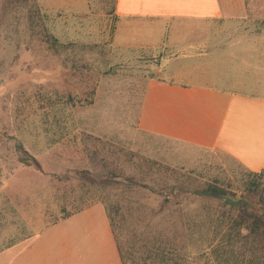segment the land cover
Returning <instances> with one entry per match:
<instances>
[{"label": "crops", "instance_id": "0c3cea01", "mask_svg": "<svg viewBox=\"0 0 264 264\" xmlns=\"http://www.w3.org/2000/svg\"><path fill=\"white\" fill-rule=\"evenodd\" d=\"M35 1L59 42L104 47L120 64L76 109L92 116L81 129L145 135L168 162L219 152L264 169V0ZM22 171L0 183V264H123L102 202L34 228L36 202L12 184Z\"/></svg>", "mask_w": 264, "mask_h": 264}, {"label": "rangeland", "instance_id": "374dc122", "mask_svg": "<svg viewBox=\"0 0 264 264\" xmlns=\"http://www.w3.org/2000/svg\"><path fill=\"white\" fill-rule=\"evenodd\" d=\"M30 8L38 10L34 0H0V183L7 170L23 169L12 178V184L23 187L29 206L31 201L36 202L33 227L43 228L57 216L102 202L112 207L113 231L125 264H156L151 259L143 260L140 247L151 245L152 237L176 247L178 264H264L262 227L248 236L244 228H234L230 231L231 242L226 244V229L240 219L234 208L209 196L185 192L175 198L168 194L175 184L184 190L218 187L230 197L245 199L247 212L262 221L264 169L247 171L219 152H202L183 162H168L152 155L163 149V143L145 135L123 142L81 129L83 121L92 120L91 113H84L78 122L75 111L83 105L73 107L59 101L70 91L74 103L88 100L92 81L102 71L110 72L120 64L109 62L106 48L79 43H72L70 50L79 56L94 52L101 60L91 64L93 73L66 71L61 61L50 55L39 49L33 53L38 42L29 37ZM40 14L51 33L48 19ZM92 124L97 127L95 120ZM75 133L98 137L104 146L98 144L99 151L93 155L91 142L73 139ZM129 178L135 184L126 182ZM195 218L199 228L194 230L192 243L186 221L192 223ZM207 218L214 221L213 228L219 227L217 233L211 228L204 230ZM214 234L213 247L205 250L201 241ZM185 253L190 256L183 257Z\"/></svg>", "mask_w": 264, "mask_h": 264}, {"label": "trees", "instance_id": "16d2710c", "mask_svg": "<svg viewBox=\"0 0 264 264\" xmlns=\"http://www.w3.org/2000/svg\"><path fill=\"white\" fill-rule=\"evenodd\" d=\"M27 1V0H26ZM34 3L36 4V8L38 10H31V8L29 10H27V19H28V25H29V37L31 40H35L36 42H38V45L35 46L34 48H32L33 53L38 52V49L42 52H44L46 55H50L51 58L55 59L56 61H58L62 64V67L66 70H72V69H80L82 70V72H92L91 71V64L96 62H101V60H99L98 56L96 54H94L93 52V56L89 57V53H87L86 55H80L77 54L76 52L70 50V47H72V43H61L59 42L47 29L46 25H44L43 22V18L42 15L40 14L39 8L37 6L36 1L34 0ZM92 53V52H91ZM67 54L65 57L64 55ZM68 56V57H67ZM62 57V58H61ZM91 62L88 61V58ZM98 61H97V60ZM107 71H102L101 73H105ZM87 77V80H89V77ZM100 78V74L99 77L94 79L93 76V81L92 84L90 86V89L88 91L89 93V99H85L84 102H82L81 100L76 101L75 103L73 102L74 95L72 94V92L70 91L69 93H67L66 96H64L62 98L61 101H59V104H63V103H67L70 104L71 106H84V105H88L90 103H92L93 99H94V94H95V89H96V85L98 83V80ZM61 102V103H60ZM73 139L79 138L81 142H88L90 141V145L93 148L92 149V154H96L99 151V145L101 144L103 147L104 143L103 141H101L98 137H92L90 134H83V133H75L73 134ZM115 177V176H114ZM126 182L130 183V184H135V182L133 183V180H131L130 178L126 180ZM142 187V186H140ZM188 193V194H193V195H204V196H209L212 198H217L219 200L223 201L224 205H227L231 208H234L239 214H240V219L238 220H234L230 226H228L229 229V233H225L224 234V240L226 242V244L231 242V238L232 236L230 235V231L233 230L234 228H237L238 231L242 230L243 228L246 230V235H251V234H256V232L259 230L260 227H262V235L264 236V220L260 221L257 216H255L252 213H248L246 206L248 205V203L245 201V199L238 197V198H234V197H230L223 189H220L218 187H214L209 185V187L205 188V189H186L184 190V188L180 187L179 185H173L172 187H170L168 194L171 197H175L177 198L178 196H180L183 193ZM104 205V204H103ZM105 209L107 212V216L109 218L110 224H111V228L113 231V219H112V213H111V209L112 207H107L106 205ZM117 208V207H115ZM81 208L75 210L78 211ZM72 211V212H75ZM71 212V213H72ZM70 214V213H69ZM69 214H66L65 216H62L61 218H65L66 216H68ZM214 221H212L210 218L206 219V227L204 228V230L206 232H208L211 228V232L213 230H216V233L219 231V227H215L213 228L212 224ZM191 222L186 221V229H187V234L190 238V241L193 243V237H195L194 233L196 231L198 227L197 225V220L196 218L194 219V221L190 224ZM193 225V227H191ZM195 225V226H194ZM221 225V224H220ZM219 225V226H220ZM189 230V231H188ZM195 230V231H194ZM114 234V231H113ZM190 234V235H189ZM237 235V234H236ZM235 235V236H236ZM115 236V240L117 243V247L119 249V254L121 257V260L123 262V264H125L124 262V257L123 254L119 248L118 245V241H117V237ZM214 238H216V234H214L213 236L210 235L204 237V239L201 241L202 247L206 249H211L213 247V242H215ZM197 242L199 241V239L196 237ZM201 240V239H200ZM150 241V240H149ZM152 244L151 245H146L143 244L140 247L143 248V252H144V261H147L149 259H151V261L155 262L156 264H178L176 262V258L174 256L175 254V249L176 247L173 246L172 244L169 243V241L167 242L166 240H162V239H157L155 237H152L151 239ZM189 253V252H188ZM190 255L185 253V255H183V257H189Z\"/></svg>", "mask_w": 264, "mask_h": 264}]
</instances>
